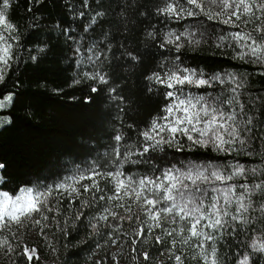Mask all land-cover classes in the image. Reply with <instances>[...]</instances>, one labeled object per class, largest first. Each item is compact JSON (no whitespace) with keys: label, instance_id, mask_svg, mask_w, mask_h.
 I'll return each mask as SVG.
<instances>
[{"label":"snow or ice","instance_id":"snow-or-ice-1","mask_svg":"<svg viewBox=\"0 0 264 264\" xmlns=\"http://www.w3.org/2000/svg\"><path fill=\"white\" fill-rule=\"evenodd\" d=\"M11 6L12 0H0V82L4 81L13 64L22 59L16 55L21 50L16 36L9 35L15 27L9 23L7 15ZM69 11H72L71 6ZM139 14L147 15L145 12ZM77 15L83 18L85 13ZM105 15L103 11H97L83 26L84 36H88L91 28ZM151 15L162 27L153 23L147 31V37L154 43L152 51L157 70L144 75V84L148 94L162 98V115L151 118L140 128L127 125L133 133L131 136L122 133L120 128L125 125L120 117L124 114L126 101L115 87L108 86L114 75L108 71L112 67L108 56L113 52L108 42L109 34L105 31L99 38L84 39L81 36L74 40L73 30L65 28L62 38L74 45L72 51L76 53L70 58L74 69L77 65L81 70L85 67L84 60L76 59L83 47L88 53L87 65L92 70L91 74L82 73L85 85L90 93L102 95L111 106L113 127L108 130L112 133L111 140L104 146L106 150L92 159L86 168L73 164L70 178L64 177L62 182L51 186L36 181L31 186H18L17 194L13 196L2 190L7 181L0 180V233L10 229L12 224L20 227L25 220L31 226L33 217L47 220L45 212L55 217L57 213L53 209L67 193L70 204L80 200L77 221L83 223L88 219L83 211L88 209L100 213L91 217L97 221L90 225L92 229L109 218L117 222L115 228L110 223L104 225L109 239H112V232L121 234L118 225L125 219L112 208L127 213L129 222L136 217L139 243H144L154 229H160L165 239L161 235L155 236V245L161 249L167 245L181 253L171 252L167 264H184V260L189 259L183 253L186 247L196 250L190 264H221L217 243H223L226 238L235 239L238 233L249 236L250 242L245 245L247 251L240 248L243 255L236 254L233 264H254L250 253L257 254L255 264H259L260 258L264 257V228L257 229L256 225H264V205L254 208L253 197L264 199V167L246 168L239 158L257 156L252 145L264 141V95L246 93L242 101L241 92L247 88L244 83L247 76L238 77L230 72L204 78L203 71L198 73L194 68L183 66L181 49L186 45L197 47L214 36L215 47L230 52V56L224 58L243 61L259 70V76L264 78V0H156ZM171 25H180L183 30L177 32ZM36 50L45 52L40 47ZM117 51L119 55L113 56L115 60L137 64L142 60L123 45H119ZM37 60L35 55L29 57L31 63ZM213 84L220 87L212 91ZM201 88L209 91L203 94L194 91ZM92 102L91 98L85 99V103ZM3 107L0 103V108ZM198 149L215 154L214 159L176 160L169 155L193 153ZM229 157L234 162L229 161ZM261 162L264 163V158ZM4 168L5 165L0 163V173ZM249 177L253 179L251 185ZM237 179L244 182L236 183ZM85 180L90 183H82ZM101 181L104 187H101ZM77 184L79 187H73ZM81 190L88 194L86 199H80ZM126 201H131L127 207ZM132 204L136 212L132 211ZM253 211L259 213V219L251 215ZM141 214L143 223H140ZM35 225H40L39 219L35 220ZM138 241L134 239L132 243ZM112 242L117 243L115 239ZM20 247L18 258L31 264L35 249L30 250L27 245ZM141 255L144 264H151L147 251Z\"/></svg>","mask_w":264,"mask_h":264},{"label":"trees","instance_id":"trees-1","mask_svg":"<svg viewBox=\"0 0 264 264\" xmlns=\"http://www.w3.org/2000/svg\"><path fill=\"white\" fill-rule=\"evenodd\" d=\"M121 4L123 7H119ZM155 4L156 0H12L7 15L9 23H13L15 27L9 35L16 36L21 46L16 55L22 59L13 64L4 81L0 82V103L4 104V107L0 108V163L5 165L3 172L0 173V180L7 181L3 191L15 195L18 186H31L36 181L49 186L62 182L64 177L70 178L73 164L86 168L92 159L106 150L104 146L110 143L112 133L108 130L113 127L111 106L102 95L97 96L89 92L82 75L84 71L90 74L92 72L87 65L88 53L83 47L79 49L80 55L76 59L84 60L85 67L81 70L77 65L74 69L70 59L76 56L72 51L74 45L62 38L65 28L73 30L74 40L84 36L83 26L89 23L97 11H103L106 15L103 20H98L84 39L92 36L99 38L105 31L109 34L108 42L113 52L108 56L112 63L108 71L114 75L108 86L115 87L126 101L124 114L120 117L125 127L120 128L119 125L116 127L120 128L122 133L131 136L133 133L127 125L140 128L146 126L151 118L162 115L160 110L162 98L148 94L144 84V75L157 70L154 64L156 57L152 51L154 43L147 37V31L151 30L153 23L158 28L162 27L151 15ZM69 6L72 7L71 12ZM79 12L85 13L83 18L78 17ZM140 12L147 15L141 16ZM170 27L176 28L177 32L183 30L180 25ZM214 39L213 36L207 43L202 42L197 47L186 45L182 48L183 66L194 68L198 73L203 71L204 78L215 74L223 76L230 72L238 77L247 76L248 79L244 81L247 88L241 92L242 101L246 93L253 96L264 95V91H256L264 90V78L259 76V70L245 65L243 61L233 62L224 58L230 56V52L217 49L213 43ZM119 45H123L134 55L141 56V62L137 64L113 59L114 55H119L117 51ZM38 47L44 48L45 52L37 51ZM156 52L163 55L159 49ZM33 55L38 57L35 63L29 62V57ZM76 80L80 83L76 84ZM218 87L220 86L213 84L211 90L214 91ZM194 91L203 94L209 89L201 88ZM86 98H91L93 102L85 103ZM252 148L258 155L250 158L240 157V162L246 168L264 167V163L261 162V158H264V141L259 145H252ZM169 155L174 156L176 160L190 158L200 161L214 159L215 154L198 149L193 153ZM228 159L232 161L231 157ZM235 182L244 181L237 179ZM248 182L251 185L252 177L248 178ZM82 183L90 182L85 180ZM101 187H104L103 181ZM237 192L239 193V189ZM87 196L88 194L81 190L80 199H86ZM129 204L131 201L125 202L126 207ZM261 205H264V199L253 197V207L258 209ZM80 209V200L70 204L65 193L62 201L53 209L57 213L55 217L52 213L45 212L44 215L48 219L33 217L31 226L27 220L20 227L12 224L10 229L0 233V264H14V261L17 264H25L17 256L22 250L21 245L36 247L37 254L31 264H99L100 260H106V249L118 244L123 246L122 252L125 253L127 243L136 251H147L149 258L163 255L165 252H169V256L171 252L181 254L170 246L166 245L161 249L159 245H155V236L161 235L162 239H165L160 229H154L146 236L144 243H139L135 236L139 231L136 217L133 216L129 222L127 213L122 210L112 208L113 211H119L125 219L118 225L121 234L112 232V239H109V233L104 225L110 223L115 228L117 222L109 218V221L100 222L92 229L90 225L96 224L97 221L91 217L100 213L84 209L88 219L81 223L75 219ZM132 211L136 212L134 204ZM251 215L259 219L258 212L253 211ZM37 219L40 220V225H35ZM143 221L144 217L141 214L140 223ZM256 227L260 229L264 228V225L257 223ZM133 238L137 239L136 244L132 243ZM113 239L117 243L114 244ZM6 240L7 244L4 243ZM248 242L250 237L240 233L235 239L226 238L223 243L218 242L217 250L221 264H233L236 254L243 255L240 248L247 251L245 245ZM9 248L16 251H10ZM183 253L189 257L184 260V264H190V258L196 254V250L186 247ZM250 255L253 256L255 264L257 254ZM129 264L133 263L130 261ZM259 264H264V257L260 258Z\"/></svg>","mask_w":264,"mask_h":264},{"label":"rangeland","instance_id":"rangeland-1","mask_svg":"<svg viewBox=\"0 0 264 264\" xmlns=\"http://www.w3.org/2000/svg\"><path fill=\"white\" fill-rule=\"evenodd\" d=\"M27 187V186H26ZM14 196V195H13ZM136 236V233H135ZM135 238H133L132 240H134ZM127 250L125 253L122 252L123 250V246L122 245H118L115 244L113 246H111L110 249H106L105 250V254H106V260H100L99 264H104V263H108V264H129L130 261L133 264H142V262H144L143 257L141 255L142 250H138L135 253L132 252L131 246L129 245V243H127ZM27 247L31 250V249H35V254L34 256H36L37 254V250L36 247L33 245H27ZM131 248V249H130ZM130 251V252H129ZM169 252H165L163 255H156V257L153 258H149L151 261V264L155 263V264H164L166 261L169 260ZM129 258V259H127Z\"/></svg>","mask_w":264,"mask_h":264}]
</instances>
